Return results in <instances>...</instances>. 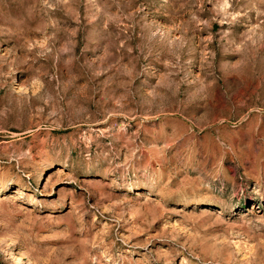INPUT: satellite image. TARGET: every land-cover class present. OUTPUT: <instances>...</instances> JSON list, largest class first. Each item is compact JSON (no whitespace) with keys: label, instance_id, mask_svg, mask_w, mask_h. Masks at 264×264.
Wrapping results in <instances>:
<instances>
[{"label":"rangeland","instance_id":"obj_1","mask_svg":"<svg viewBox=\"0 0 264 264\" xmlns=\"http://www.w3.org/2000/svg\"><path fill=\"white\" fill-rule=\"evenodd\" d=\"M0 264H264V0H0Z\"/></svg>","mask_w":264,"mask_h":264}]
</instances>
